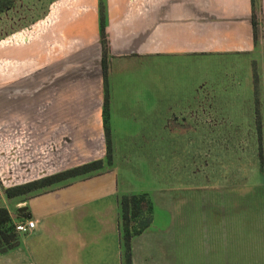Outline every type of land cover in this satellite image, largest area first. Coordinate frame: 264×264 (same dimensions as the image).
Returning a JSON list of instances; mask_svg holds the SVG:
<instances>
[{
  "label": "crops",
  "instance_id": "obj_1",
  "mask_svg": "<svg viewBox=\"0 0 264 264\" xmlns=\"http://www.w3.org/2000/svg\"><path fill=\"white\" fill-rule=\"evenodd\" d=\"M15 1L18 16L39 2ZM258 1L262 32L256 42L252 0H106L114 164L17 200L14 208L3 192L0 207L8 208L13 222L33 219L36 226L21 233L16 247L0 251V264H122L119 198L139 191H149L168 219L159 226L154 215L134 237L133 264H264V183L217 185L213 167L199 184L198 169H185L178 160L181 147L176 166L168 168V145L194 141L183 137L190 127L183 114L199 105L193 104L197 89L170 95L165 80L169 68L199 57L264 56V0ZM39 19L0 42V93L17 96L14 104L6 99L0 105L6 117L0 131L5 188L107 154L99 0H51ZM9 113L15 121L8 125ZM217 123L207 121L213 129ZM145 145L158 150L160 165L151 175L160 176V194L131 179L121 182L122 174H145L140 163L129 162L142 161ZM186 174L193 178L185 184ZM153 231L155 247L138 241Z\"/></svg>",
  "mask_w": 264,
  "mask_h": 264
},
{
  "label": "rangeland",
  "instance_id": "obj_2",
  "mask_svg": "<svg viewBox=\"0 0 264 264\" xmlns=\"http://www.w3.org/2000/svg\"><path fill=\"white\" fill-rule=\"evenodd\" d=\"M50 1L39 0L27 15H16L15 8L8 13H0V42L7 35H11L13 33L12 30L19 29V26L33 24L40 20L39 18L46 11ZM17 2L18 4L20 3V1ZM22 2L28 6L29 1L23 0ZM17 21H20L19 25H16ZM6 33L8 34L6 35ZM195 71L198 72L197 75ZM189 74L192 75L193 79H189ZM165 80L170 95L177 94V91L187 94L193 90V93L196 94L195 89H197L198 96L193 97V104L199 105L197 111L183 114L185 119H187L186 122L190 123L188 124L190 127L185 128L183 137L194 141H185L181 145H168V168L176 166V147L178 149L181 147L179 150L181 151L180 156L178 155L180 158L178 157V160L182 161L185 169H198L199 174L194 176V178L197 182L199 181V184L204 183L213 167L215 169V182L217 185L226 182L236 184L245 180L252 187L264 183V161L261 163L259 156L260 140L264 144V56L258 54L247 59H242L241 57H199L195 63H181L178 67H174V69L169 68L168 76ZM153 87H157V83L153 84ZM23 89L28 90L29 88ZM15 97L17 96L14 94L5 96L0 93V105L5 103L6 99H8L9 103L12 102L14 104ZM28 98L30 100V97ZM259 116L260 119L258 121L257 118ZM5 119V114L0 112V131L1 127L3 128L5 125ZM7 119L15 121V113L12 115L9 113ZM208 119L212 120V122H218L214 128L215 130L208 127ZM223 122H226V124H223ZM10 123L12 121L7 122L8 125ZM193 123L198 124L195 126ZM191 126H194V129ZM259 126L262 131V138L260 140ZM227 135L229 139L226 138ZM213 139L215 140L213 141ZM225 139H228L227 142H224ZM154 147L145 145V149L142 152V161L134 157L129 161L132 163V167L140 163L145 174L140 176L129 175L126 177L122 174L121 182L125 181V179H131L135 184L147 187L149 190H154L155 192H153L158 194L160 190V176L158 174L151 175L152 171H158L160 165L159 158H156L158 150L156 153ZM108 168L110 167H106V169ZM192 178L186 174L184 176L185 184L190 182ZM167 179L170 182L172 178L167 177ZM5 185L8 186L9 183L5 184L4 179L2 180L0 176V196L3 192L5 193ZM61 185L63 184L56 185L53 188L60 187ZM203 191L201 189L198 190L200 195L204 194ZM193 192L195 193V190ZM133 193H148L151 197L149 191ZM133 193L126 192L122 193V195ZM25 199L27 197L24 196L12 199L6 198L5 202L8 207L14 208L17 200L21 201ZM154 215L155 223L159 226L168 219L165 208L159 207V205L154 209ZM139 239L138 241L145 242L147 245L156 246L154 243L157 237H155L154 231L148 236H142Z\"/></svg>",
  "mask_w": 264,
  "mask_h": 264
},
{
  "label": "trees",
  "instance_id": "obj_3",
  "mask_svg": "<svg viewBox=\"0 0 264 264\" xmlns=\"http://www.w3.org/2000/svg\"><path fill=\"white\" fill-rule=\"evenodd\" d=\"M15 0H0V13L7 12L15 6ZM253 5V27L256 42H258L262 32V8L258 0H252ZM46 12V11H45ZM31 24V23H30ZM30 24L26 25L29 26ZM99 25L100 40L103 50V74L105 81V106L104 122L107 141V154L105 158L92 160L83 164L47 175L32 181L21 183L5 188V194L9 199L17 197H31L45 193L54 186H61L72 183L77 179L89 178L92 175L100 174L106 167H111L114 163L113 143L110 127L109 115V58L110 42L108 34V17L106 0H99ZM258 121L260 119L257 118ZM262 138L261 127L259 126V140ZM263 143L260 140L259 150L261 163L264 161ZM120 207V241L122 250V264H133L132 241L134 237L145 232L153 223L154 202L148 193L123 194L119 198ZM26 218L30 217L29 212H25ZM21 233L16 230L15 223L8 208L0 207V251L4 252L16 247L20 242Z\"/></svg>",
  "mask_w": 264,
  "mask_h": 264
},
{
  "label": "built area",
  "instance_id": "obj_4",
  "mask_svg": "<svg viewBox=\"0 0 264 264\" xmlns=\"http://www.w3.org/2000/svg\"><path fill=\"white\" fill-rule=\"evenodd\" d=\"M36 226V221L33 219H25L15 223L16 230L20 233H28Z\"/></svg>",
  "mask_w": 264,
  "mask_h": 264
},
{
  "label": "water",
  "instance_id": "obj_5",
  "mask_svg": "<svg viewBox=\"0 0 264 264\" xmlns=\"http://www.w3.org/2000/svg\"><path fill=\"white\" fill-rule=\"evenodd\" d=\"M26 208V207H25Z\"/></svg>",
  "mask_w": 264,
  "mask_h": 264
}]
</instances>
